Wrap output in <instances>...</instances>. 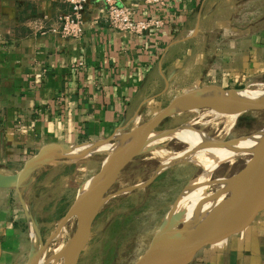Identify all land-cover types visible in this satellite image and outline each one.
<instances>
[{
	"label": "crops",
	"instance_id": "obj_1",
	"mask_svg": "<svg viewBox=\"0 0 264 264\" xmlns=\"http://www.w3.org/2000/svg\"><path fill=\"white\" fill-rule=\"evenodd\" d=\"M117 2L164 24L141 35L118 31L105 1L88 0L82 35L63 37L65 0H0V174L16 173L44 146L50 156L127 131L162 98L264 76V0ZM74 163L40 165L22 187L41 236L28 200L37 172ZM37 245L15 189L0 187V264H26ZM188 264H264V210L220 230Z\"/></svg>",
	"mask_w": 264,
	"mask_h": 264
},
{
	"label": "rangeland",
	"instance_id": "obj_2",
	"mask_svg": "<svg viewBox=\"0 0 264 264\" xmlns=\"http://www.w3.org/2000/svg\"><path fill=\"white\" fill-rule=\"evenodd\" d=\"M246 86L245 90H257L258 95H261L264 92V76L247 83ZM171 98H162L154 110L163 108ZM200 107L204 108H192L169 117L157 132L163 134L170 129L187 126L211 137L229 140L264 129V110L241 113L233 127L227 130L228 126L223 118H214L207 113L213 107ZM148 111L139 116L131 128L153 115ZM117 141L112 140L111 143ZM151 142L152 144L122 170L109 190L108 194L112 196L93 221L89 239L76 264H136L181 193L188 186L197 184L196 180L203 170L197 163L189 160L163 168L151 183L130 190V187L151 179L167 157L184 152L190 146L180 137L152 138ZM110 153L111 151L104 149L87 158L75 160L70 167L49 166L37 172L40 175L38 183L31 187L28 200L40 221L43 239L52 231L83 184L100 170ZM249 154L251 153L234 155L217 162L211 178L220 180L210 183L204 189L203 195H213L219 191L222 185L220 181L231 179L244 166ZM73 172L75 176L71 175ZM228 195L229 191L220 193L222 199ZM185 205L182 204L180 209L184 210ZM76 226L77 218L73 217L51 241L42 264H62V250Z\"/></svg>",
	"mask_w": 264,
	"mask_h": 264
},
{
	"label": "water",
	"instance_id": "obj_3",
	"mask_svg": "<svg viewBox=\"0 0 264 264\" xmlns=\"http://www.w3.org/2000/svg\"><path fill=\"white\" fill-rule=\"evenodd\" d=\"M246 87L244 85L237 88H223L217 85H205L191 89L173 97L163 108L127 131L114 132L109 137L93 143L63 148L61 152L53 153L50 156L45 155V149L48 146H44L38 153L27 159L16 173L11 175L0 174V187L15 189L25 218L31 223L38 237V245L30 251L26 264H42L51 241L60 234L71 218L77 217L76 229L61 253L62 264H76L89 239L93 221L112 196L108 192L122 170L145 150L151 138H165L166 133L178 129H170L162 134L157 132L160 125L169 117L180 112L192 108H204L193 107L195 103H201L205 107L232 110L239 114L252 110H264V99L251 100L236 96ZM211 92H214L213 95L204 97ZM120 137H123L124 141L117 160L113 164L106 165L104 163L102 165L100 170L90 178L92 183L89 187L84 192L79 190L52 231L43 239L39 231L38 221L31 213L22 191V187L32 171L56 158L74 161L87 158L96 153L95 150L99 147L111 143L112 140H119ZM76 150L80 151L75 153ZM181 161L185 160L162 163L151 179L129 189L146 186L163 168ZM231 177L234 178V183L227 190L229 195L223 198L217 207L198 219L194 217L192 220L186 221L185 210L177 209L180 195L153 234L148 247L136 264H188L197 251L220 230L240 226L264 210V138L249 154L244 166ZM218 179L220 178H211L210 183H215Z\"/></svg>",
	"mask_w": 264,
	"mask_h": 264
},
{
	"label": "bare ground",
	"instance_id": "obj_4",
	"mask_svg": "<svg viewBox=\"0 0 264 264\" xmlns=\"http://www.w3.org/2000/svg\"><path fill=\"white\" fill-rule=\"evenodd\" d=\"M245 89L242 92L236 94V96L242 99L251 100L264 99V92H262L261 95H258L257 90L249 91ZM212 93L214 92L207 93L206 95H204V97L213 95ZM204 97L202 98L205 99ZM200 106H202L201 103H195L193 105V107ZM207 113L212 114L214 118H223L225 124L228 126L227 130L233 127L237 117L240 115L236 111L221 110L214 107L211 108ZM165 137H180L187 141L190 146L184 152H180L173 157H167L164 160V163L167 164L177 160H190L197 163V165H199L203 170L202 175L199 176L196 180L197 184H193L186 188L182 192L177 203V209L180 208L182 204H186L184 206L185 208H183L185 210V219L186 221H188L190 219L192 220L194 217L198 219L206 212L212 210L214 207H217L222 200L220 196L221 191L229 190L234 183V178L220 181L222 182V185L219 191H217L213 195H203L205 193L204 189L211 182L210 176L213 170L216 168L217 162L224 161L234 155L252 153L255 147L263 140L264 129L237 139L225 141L223 139L211 137L205 132L197 131L192 127L182 126L172 132L166 133ZM123 141V137H120V139L116 143L105 144L96 149L95 152H101L104 149H106L107 151H111L110 155L106 158V160H104V163H106V165L113 164L119 157V154L122 150ZM151 141L152 138L148 142L149 145L152 144ZM79 151L80 150H76L75 153H78ZM91 183L92 179L86 181L81 188V192H84Z\"/></svg>",
	"mask_w": 264,
	"mask_h": 264
},
{
	"label": "built area",
	"instance_id": "obj_5",
	"mask_svg": "<svg viewBox=\"0 0 264 264\" xmlns=\"http://www.w3.org/2000/svg\"><path fill=\"white\" fill-rule=\"evenodd\" d=\"M105 1L106 21L112 29L141 35L150 29H158L164 21L159 17L136 19L132 11L118 4L117 0ZM67 8L58 15L63 37H80L84 29V13L88 0H65ZM148 4L163 5L165 0H146Z\"/></svg>",
	"mask_w": 264,
	"mask_h": 264
}]
</instances>
